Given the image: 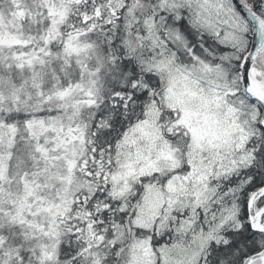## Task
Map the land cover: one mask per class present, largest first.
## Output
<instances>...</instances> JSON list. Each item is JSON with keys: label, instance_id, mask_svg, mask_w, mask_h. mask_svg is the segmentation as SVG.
<instances>
[{"label": "snow or ice", "instance_id": "snow-or-ice-1", "mask_svg": "<svg viewBox=\"0 0 264 264\" xmlns=\"http://www.w3.org/2000/svg\"><path fill=\"white\" fill-rule=\"evenodd\" d=\"M0 264H264V0H0Z\"/></svg>", "mask_w": 264, "mask_h": 264}]
</instances>
